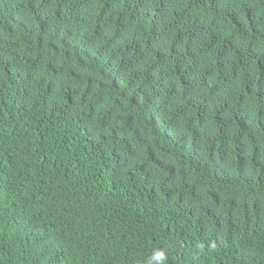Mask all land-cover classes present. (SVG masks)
Listing matches in <instances>:
<instances>
[{
	"label": "trees",
	"instance_id": "obj_1",
	"mask_svg": "<svg viewBox=\"0 0 264 264\" xmlns=\"http://www.w3.org/2000/svg\"><path fill=\"white\" fill-rule=\"evenodd\" d=\"M0 264H264V0H0Z\"/></svg>",
	"mask_w": 264,
	"mask_h": 264
},
{
	"label": "clouds",
	"instance_id": "obj_2",
	"mask_svg": "<svg viewBox=\"0 0 264 264\" xmlns=\"http://www.w3.org/2000/svg\"><path fill=\"white\" fill-rule=\"evenodd\" d=\"M153 258L157 261H163L165 259V253L161 250H156L153 253Z\"/></svg>",
	"mask_w": 264,
	"mask_h": 264
}]
</instances>
